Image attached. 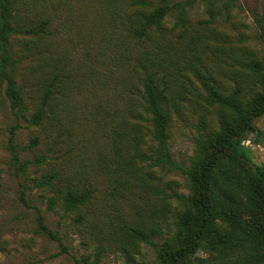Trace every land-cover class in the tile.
Instances as JSON below:
<instances>
[{"label":"rangeland","instance_id":"1","mask_svg":"<svg viewBox=\"0 0 264 264\" xmlns=\"http://www.w3.org/2000/svg\"><path fill=\"white\" fill-rule=\"evenodd\" d=\"M151 1L159 4L160 0ZM224 1L218 5L223 6ZM53 2L29 0L27 5L30 20L51 18V37L14 40L26 117L18 120L5 99L0 105V241L4 242L0 264H80L78 261L85 259L95 262L98 249V264H128L130 255L135 263H152L156 258L154 250L141 244L135 251L125 229L130 225L142 228L147 213L157 203L155 191L135 186L122 189L115 181L112 160L116 152L130 148L119 136V130L129 133L138 122L129 112L142 111L146 120L150 119L139 97L143 77L136 72L131 54L129 66H134L130 73L135 70V77L123 78L128 59H122L117 46L119 29L109 21L102 1L68 0L57 9ZM235 3L229 20L224 17L211 24L206 5L199 0L189 10L186 31L175 29L173 14L166 19L164 29L171 34L167 38L170 45H180L182 36L206 39L200 49L192 48V53L167 55L166 72L177 70L170 78V149L183 166L195 155L200 117H205L208 132L218 130L216 109L207 104V94L198 78L201 72L222 93L229 94L237 82L244 84L245 59L251 55L264 59V43L258 38L256 24V17L263 12V0ZM27 44L31 45L29 49ZM151 44L146 43L145 48ZM48 73L59 78L65 92V96L56 95L59 116L51 123L30 127L27 118L39 107L45 85L50 82ZM250 77L246 75V80ZM123 114H127L126 121L121 120ZM148 121L143 122L147 127L144 150L153 146ZM14 127V144L20 157L31 162L20 171L12 166L8 150ZM35 137L40 138L38 146L31 144ZM246 145L254 163L264 166V116L255 120ZM40 155H45L47 161L38 165L34 160ZM48 174L56 175L54 185L34 187L35 180ZM157 175L164 184L177 181L176 190L188 194L180 173L160 171ZM69 188L89 189L92 199L77 211L67 212L63 199ZM52 198L56 200L54 207ZM79 215L84 217L83 223L76 221ZM40 218L53 235L40 230ZM121 246L128 251L123 252Z\"/></svg>","mask_w":264,"mask_h":264},{"label":"trees","instance_id":"2","mask_svg":"<svg viewBox=\"0 0 264 264\" xmlns=\"http://www.w3.org/2000/svg\"><path fill=\"white\" fill-rule=\"evenodd\" d=\"M67 1L52 5L61 8ZM100 1L111 24L119 29L117 46L122 59H128L123 78L135 77V70L141 73L139 97L144 112L150 115L148 121L142 111L129 112L138 122L129 133L119 130V136L130 148L116 152L112 159L113 175L122 189L148 187L155 191L157 202L147 213L145 224L140 225L142 228L130 225L125 229L135 251L146 244L154 250L156 258L152 263H135L134 256L130 255L128 264H264V166L254 163L251 149L246 145L255 120L264 116V59L259 60L257 55L245 59L244 84L237 82L229 94L222 93L201 72L198 78L207 94V104L216 109L218 130L208 132L207 121L201 116L195 155L188 165H180L170 149L169 132L172 113L169 104L173 102L169 94L170 78H174L177 70L166 72L167 55L178 51L192 53V48L200 49L206 39L182 36L181 44L173 46L167 42L171 34H166L164 26L167 17L173 14L175 29L186 31L190 25L189 10L199 0H160L159 4L151 0ZM202 1L212 24L224 17L229 20L230 8L236 6L237 0H226L221 7L218 3L223 0ZM28 2L0 0V105L5 99L18 120L26 117L27 109L18 81L20 59L14 52V40L24 37L34 41L52 36L51 18L30 20ZM256 24L258 38L264 43V0L263 12L256 17ZM148 42L152 44L145 48ZM131 54L136 69L130 73L134 66H129ZM48 74L50 82L45 85L39 107L27 118L30 127L51 123L59 116L56 95L65 96V92L59 78ZM246 75L251 77L246 80ZM126 117L127 114L121 115V120L126 121ZM147 121L152 127L149 135L153 146L144 150L147 127L143 122ZM14 131L15 127L11 130L8 150L12 166L20 171L31 162L21 159L14 144ZM31 144L38 146L40 138L35 137ZM46 161L45 155L34 160L38 165ZM160 171L180 173L185 178L188 194L176 190L175 180L164 184L157 175ZM56 181L55 174H48L35 180L34 187L48 188ZM115 194L121 195V192ZM91 199V190L69 188L63 202L67 212H75ZM50 203L54 207L56 200L52 198ZM76 221L83 223L84 217L79 215ZM40 230L53 235L42 218ZM3 248L4 242L0 241V251ZM121 250L128 251L126 246H121ZM100 256L98 249L95 262L85 259L82 263L98 264Z\"/></svg>","mask_w":264,"mask_h":264}]
</instances>
